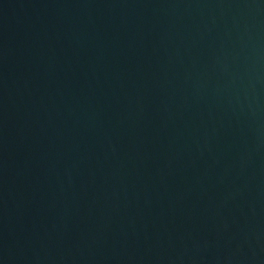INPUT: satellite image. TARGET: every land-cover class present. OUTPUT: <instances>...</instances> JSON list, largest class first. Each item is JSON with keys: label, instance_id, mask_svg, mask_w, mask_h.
<instances>
[{"label": "water", "instance_id": "1", "mask_svg": "<svg viewBox=\"0 0 264 264\" xmlns=\"http://www.w3.org/2000/svg\"><path fill=\"white\" fill-rule=\"evenodd\" d=\"M0 264H264V0H0Z\"/></svg>", "mask_w": 264, "mask_h": 264}]
</instances>
